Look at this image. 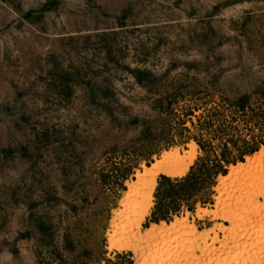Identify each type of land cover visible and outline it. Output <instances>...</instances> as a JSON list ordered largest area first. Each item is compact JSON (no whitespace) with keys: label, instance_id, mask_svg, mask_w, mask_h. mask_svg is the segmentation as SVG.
<instances>
[{"label":"rangeland","instance_id":"1","mask_svg":"<svg viewBox=\"0 0 264 264\" xmlns=\"http://www.w3.org/2000/svg\"><path fill=\"white\" fill-rule=\"evenodd\" d=\"M263 92L264 0H0V264H136L108 247L127 182L192 140L261 147ZM215 186L168 222L222 237Z\"/></svg>","mask_w":264,"mask_h":264},{"label":"bare ground","instance_id":"2","mask_svg":"<svg viewBox=\"0 0 264 264\" xmlns=\"http://www.w3.org/2000/svg\"><path fill=\"white\" fill-rule=\"evenodd\" d=\"M198 150L192 140L184 151L179 146L166 149L151 164L144 163L114 210L109 249L133 251L136 264H264V145L218 175L215 209L197 210L200 218L213 215L229 221L218 224L222 237L216 225L200 231L189 215L143 227L155 205L159 176L187 175ZM252 234L258 237L255 241Z\"/></svg>","mask_w":264,"mask_h":264},{"label":"trees","instance_id":"3","mask_svg":"<svg viewBox=\"0 0 264 264\" xmlns=\"http://www.w3.org/2000/svg\"><path fill=\"white\" fill-rule=\"evenodd\" d=\"M56 4V1L49 3L50 6ZM248 98L249 97L245 96L238 102L239 106L243 109L247 104ZM199 144L201 146V143ZM259 148L260 146L258 144L245 148L240 153V157L236 160L228 157L226 150L229 149V146L226 145L225 151L223 150L221 153L215 155L214 159L210 157H203L200 160L197 159L192 165L189 173L183 177L175 178L161 175L164 181L161 179L159 181L158 190H160V192L158 191L155 193V205L153 206L152 216L150 218L147 217L149 222L172 220L174 215H179L181 213L183 203L190 200H194L193 205L190 203L188 204L190 211H194L196 204L200 201L204 205L206 203L205 199L200 198L197 200L198 196L202 194L206 188L213 190L212 187L216 185L218 175L220 173H228L227 165L230 163H237L241 160L244 161V156L246 154H251ZM123 175L126 177L128 176V174Z\"/></svg>","mask_w":264,"mask_h":264},{"label":"crops","instance_id":"4","mask_svg":"<svg viewBox=\"0 0 264 264\" xmlns=\"http://www.w3.org/2000/svg\"><path fill=\"white\" fill-rule=\"evenodd\" d=\"M152 211H153V208L151 209V212H150V214L148 215L149 218L152 216ZM150 222H151V221H150Z\"/></svg>","mask_w":264,"mask_h":264}]
</instances>
